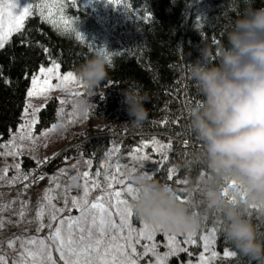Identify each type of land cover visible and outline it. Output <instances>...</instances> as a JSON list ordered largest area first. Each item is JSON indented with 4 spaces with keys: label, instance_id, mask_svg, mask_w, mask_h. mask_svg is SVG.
I'll return each mask as SVG.
<instances>
[{
    "label": "trees",
    "instance_id": "1",
    "mask_svg": "<svg viewBox=\"0 0 264 264\" xmlns=\"http://www.w3.org/2000/svg\"><path fill=\"white\" fill-rule=\"evenodd\" d=\"M20 1L32 4V15L25 19L22 32L13 34L11 42L0 50V141L7 140L22 123L32 76L41 67H51L55 61L62 71L78 77L79 66L102 50L111 60V63L108 60L109 77L90 97L91 107L86 112L90 125L95 119H105L104 124L97 123L96 129L91 126L77 134L73 144L40 167L31 156L24 155L22 172L29 174L28 178L33 174L39 176L80 157L90 162L91 171L103 174L115 144L120 148L119 154L127 155L153 138L163 144L171 143V150H166L167 161L163 160L164 153L151 150V144L144 149L159 162L154 177L171 186L182 199L190 194L196 204L192 210L202 216V224L192 237L196 243L184 242L188 239L187 232L177 234L180 246L188 252L170 257L168 264H188L189 260L197 264L204 252L199 237L207 235L219 218L223 219V227L216 233L210 251L204 253L206 258L211 251L217 253L210 264H264V260L238 254L226 238V218L221 212L214 217L213 209L204 203L203 191H197L198 182L203 187L200 177L209 172L202 159L203 142L189 121V109L203 99L189 74L190 64L202 58L203 49L209 51L208 59L214 62L219 46L227 43L226 33L235 19L250 8L264 7V0H121L119 4H111L109 0H77L75 6L71 0H65L63 15L76 31L65 30L62 24L54 27L44 20L37 7L40 0ZM133 82L149 96L145 102L148 118L139 125L127 123L131 118L123 96V90ZM82 96H87L85 89ZM57 106L53 98L39 110L36 132L55 123ZM170 169L174 170L173 178L168 180ZM242 211L254 223L258 238L264 239V212L250 206ZM131 220L133 227L142 226L135 215ZM7 242L8 239L4 240L0 249ZM156 243L160 253L168 250L162 232L157 233ZM137 250L143 249L138 246ZM226 250L235 251L236 255L225 257ZM152 259L148 255L139 263L153 264Z\"/></svg>",
    "mask_w": 264,
    "mask_h": 264
},
{
    "label": "clouds",
    "instance_id": "2",
    "mask_svg": "<svg viewBox=\"0 0 264 264\" xmlns=\"http://www.w3.org/2000/svg\"><path fill=\"white\" fill-rule=\"evenodd\" d=\"M226 40L214 62L203 49L202 58L190 64L189 74L203 99L189 109V121L203 142L202 159L209 172L200 177L206 207L219 209L226 218L225 235L238 254L260 261L264 239L258 238L242 209L253 204L264 208V7L250 8L236 18ZM77 75L87 96H74L72 103L86 113L90 97L109 77L108 58L101 52L86 59ZM123 96L131 118L127 123L144 122L149 96L142 86L128 84ZM228 178L236 182L229 189L235 201L224 194ZM129 181L135 189L130 203L147 221L176 233L201 226L202 216L152 173L137 170Z\"/></svg>",
    "mask_w": 264,
    "mask_h": 264
},
{
    "label": "snow or ice",
    "instance_id": "3",
    "mask_svg": "<svg viewBox=\"0 0 264 264\" xmlns=\"http://www.w3.org/2000/svg\"><path fill=\"white\" fill-rule=\"evenodd\" d=\"M71 2L75 6L77 0H71ZM109 2L111 4H119L121 0H109ZM64 3L65 0H40L37 7L41 17L54 27L62 24L65 30L76 31L74 28H70V21L63 15ZM18 7L19 0H0V50L4 49L11 42L13 34L22 32L25 27V19L32 15L33 6L31 3L24 6L21 11L16 12L15 10ZM57 15L60 17L59 20L55 18ZM76 34L78 38H83L79 32ZM102 53L108 58L109 63H111L108 54L103 52V50ZM59 68L60 65L55 61H52L51 67H41L39 73L32 76V87L28 90L27 95L32 97L54 87L67 88L71 83L82 85V82H80L73 72H67L61 76ZM40 76L44 77L42 82L43 87H40L38 84ZM53 76L59 81L56 85L50 83ZM76 94L78 95L79 93ZM30 107L31 105L26 107V112L27 108ZM35 123V111H33L32 119L25 120L21 128L31 129V126ZM55 127L53 125V130ZM31 138L30 133L28 136H20L21 140ZM11 143L16 147L15 137ZM149 144H151L153 152L164 153L163 160H168L166 150H171V143L163 144L155 138L151 141L142 142L137 148L129 151L132 160L131 166L121 164L119 158H117L115 164H106L104 166L103 186L98 179L101 176V172L97 171L95 173L97 179L93 181L92 188L100 190V195L95 196L91 201L88 199L89 187L87 178L89 177V173L84 172V195L80 199L73 198L71 201L72 206L78 209L79 214L76 216L59 217L58 213L65 211V209H56L51 204V198L48 193L53 189H47L43 198L46 204H42L40 210L37 212V220H43L44 209L48 206L51 209L49 213L50 222L47 225L41 222L37 228V232H40L44 227L49 228L50 231L47 236L42 238L37 236L28 238L16 237L14 240L8 241V247L12 249L11 264H58L57 259L53 257V249L59 254L58 260L62 261L63 264H139L149 254L154 257V264H168L170 257L188 252V249L181 247L177 241L176 236L178 233L169 232L160 225L147 221L134 211L130 203L135 189L129 181V174L136 172L138 168H142L143 162L150 159L149 155L144 154V149L148 148ZM118 152H120L119 147L112 150V154ZM45 162H47V159ZM17 168H19V165H17ZM110 168L115 169L111 174L107 171ZM122 168H128V175H125ZM173 171V169L169 170L168 180L173 178ZM155 174L156 169H153L152 175L154 176ZM23 179L27 180L28 176L24 175ZM39 179H44V175H40ZM52 179L55 180V177ZM75 179L76 177H73V180ZM179 182L187 183V180H180ZM235 183L234 180L228 178L225 182L226 186H224L225 196L233 201L236 200V197L229 194V189ZM56 186L59 187V185ZM197 191L202 192L199 182L197 183ZM245 195L246 193L243 189H240V196L244 198ZM183 200L189 205L190 209H195L196 204L190 198V194L185 196ZM250 207L264 212V208L260 205L253 204ZM216 212L221 211L213 209L214 217ZM114 213L118 216L119 222L114 219ZM249 214L251 213L249 212ZM134 215L138 223L142 225L139 228L133 227L131 218ZM207 218V213H205V219L207 220ZM0 226H3L2 220H0ZM222 227L223 219H215L210 232L207 235L199 237L203 241L204 252L200 254L197 264H210V261L217 257L215 251H211L210 257L207 258L204 253L210 251V246L215 243L216 233ZM158 232H162L167 239L165 247L168 250L163 253L158 251V244L156 243ZM195 234L196 229L188 231V239L184 242L196 243V240L192 239ZM16 241H19V250L15 248ZM142 241H146V243H142ZM138 246L143 250L138 252ZM189 255L191 254L189 253ZM235 255L236 252L232 250H226L224 253L225 257ZM0 264H9L8 254L2 251H0ZM188 264H192V261L189 260Z\"/></svg>",
    "mask_w": 264,
    "mask_h": 264
},
{
    "label": "rangeland",
    "instance_id": "4",
    "mask_svg": "<svg viewBox=\"0 0 264 264\" xmlns=\"http://www.w3.org/2000/svg\"><path fill=\"white\" fill-rule=\"evenodd\" d=\"M24 6L26 4L19 0V7L15 11H21ZM66 73L59 68L61 76ZM43 80L44 77L40 76V80L38 81L40 87H43ZM50 83L56 85L59 81L53 76ZM83 91V85L71 83L67 88L54 87L32 97L27 96L26 107L28 105H31V107L27 108V112L25 109L22 123L7 140L0 141V146H2L0 147V220L3 221V226H0V247L4 245L2 242L6 239L10 241L16 237L28 238L32 236L42 238L48 235L50 229L47 227L37 232V228L41 222L45 225L50 222L49 213L51 209L48 206L44 209L43 220H37V212L40 210L42 204H46L43 198L47 189H53L48 193L51 198V204L56 209H65V211L58 213L59 217L76 216L79 214L78 209L72 206L71 201L73 198L80 199L84 195V172L89 173V177L87 178L89 187L88 199L91 201L95 196L100 195V190L92 188L93 181L97 179L95 176L97 171H91L88 161L80 157L69 159L55 167L53 171L46 174L43 173L44 179L42 180L39 179L40 175L37 176L36 174L25 180L23 176L30 175L23 173L21 170L24 155L31 156L35 160L37 167H40L45 163L46 159L48 160L64 147L73 144L77 134L86 131L91 126H94L96 129L97 123L104 124L105 119H95L93 121L94 124L90 125L87 113H81L74 107L72 98L74 96H82ZM76 93L79 94L77 95ZM53 98H56V103L58 104L57 119L53 124L56 126L54 130L53 125L39 132L35 131V124L31 126V129L21 128L25 120L32 119L33 111H35L37 121L39 110ZM29 133L31 134V139H20L21 135L28 136ZM14 137L16 147L11 143ZM116 147H118L117 144L111 148L106 164H115L117 158H119L121 164L131 166L132 160L129 154L121 155L119 152L112 154V150ZM144 154L150 156L145 150ZM156 159L150 156V159L144 161L143 167L138 168V170L151 173L158 166ZM17 165H19V168H17ZM107 171L111 174L115 169L110 168ZM122 171L125 175H128V168H122ZM102 173L98 179L103 186L104 171ZM53 177H55V180L52 179ZM73 177H76V179L73 180ZM56 185H59V187ZM114 187L116 186L114 185ZM114 219L119 222V218L115 213ZM15 248L19 250V241H16ZM158 249H160L159 246ZM0 251L7 253L8 257L10 256L9 264H11L12 249L8 247V242L5 248H1ZM149 255L151 256V254ZM58 256L59 254L53 249L54 259H57L58 264H63L62 261L58 260ZM152 260L154 264V257Z\"/></svg>",
    "mask_w": 264,
    "mask_h": 264
}]
</instances>
